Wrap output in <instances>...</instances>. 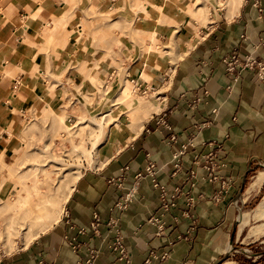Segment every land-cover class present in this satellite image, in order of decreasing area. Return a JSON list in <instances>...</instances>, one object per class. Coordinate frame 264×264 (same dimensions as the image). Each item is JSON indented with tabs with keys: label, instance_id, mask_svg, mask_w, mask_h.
Masks as SVG:
<instances>
[{
	"label": "crops",
	"instance_id": "1",
	"mask_svg": "<svg viewBox=\"0 0 264 264\" xmlns=\"http://www.w3.org/2000/svg\"><path fill=\"white\" fill-rule=\"evenodd\" d=\"M72 1L0 0V157L16 153L10 134L26 120L24 114L32 99L44 96L46 81L36 79L34 73L38 70L44 75L39 66H45L46 54L37 60L29 54L42 40L56 41L61 52L67 48L60 30ZM177 1L193 8L187 0H110L113 6L123 7L130 19L143 21L140 30L156 32V24L145 21H180L172 37H168L169 27L163 35H167L165 41L174 39L173 50L183 52L181 58L174 65L167 56L165 71L157 70L156 65L151 68L152 89L161 87L160 110L140 127L131 129L130 122L128 129L116 133L99 153L105 157L104 164L84 169L77 178L58 222L27 246L21 243L16 251L1 255L0 264H78L88 257L89 249L98 252L92 264H122L109 248L113 233L107 223L111 219L121 230L129 264H215L226 253L240 207L258 194L264 195V181L260 189L249 191L253 175L264 171L260 166L264 165V83L249 69L229 73L223 59L236 51L240 57L252 55L264 61V0H242L234 15H210L206 24L187 14L175 20L172 9L178 7ZM135 10H139L137 18ZM46 25L49 30L44 29ZM144 68V61L131 63L128 75L137 76L134 84L147 92L149 82L139 80ZM65 80L68 88L73 76ZM196 97L200 101L192 104ZM50 107L47 104L46 111ZM161 118L166 126L159 123ZM189 141L193 147L181 157V167L175 171L172 154ZM211 151L224 164L219 175L232 181V188L219 201L214 197L219 195L220 182L209 183L206 172L193 164L197 155ZM149 161L157 166L155 179L168 195L175 188L184 193L164 214L160 235L149 222L162 213L159 189L149 177L140 181L126 209L115 208ZM192 169L197 174L194 187L188 178ZM185 193L195 198L193 206L186 205ZM94 215L98 216V234L90 228ZM70 240L81 244L79 252L72 251ZM162 252L168 254L166 259L151 256Z\"/></svg>",
	"mask_w": 264,
	"mask_h": 264
},
{
	"label": "rangeland",
	"instance_id": "2",
	"mask_svg": "<svg viewBox=\"0 0 264 264\" xmlns=\"http://www.w3.org/2000/svg\"><path fill=\"white\" fill-rule=\"evenodd\" d=\"M187 1L191 2L193 8L182 2H175L178 5L176 9H172L175 20L187 14L192 16L195 22L206 24L210 20V15L226 12L224 8L226 0ZM165 6L166 4L161 5L160 8ZM67 9V18L60 30L67 39V48L61 52L56 41L42 40L38 42L35 51L29 54L34 60L42 53L46 54L45 66H39L44 70V75H40L38 70L34 73L36 79L46 81V84L42 85L44 96L32 99L24 114L26 120L20 121L17 132L10 134L16 153L2 157L7 163L0 175V226L10 221L8 217L15 215L14 209L24 200L22 195L16 194L18 178L23 183H31L34 173L37 172L36 168L45 164V168L52 172L54 177L59 178L58 183L50 180L52 191L49 195L58 197L56 200L60 207L62 197L76 182L72 173L78 170L80 176L84 169L94 168L100 151L110 144L116 133L128 129L131 117L140 112L135 110L133 114L126 108L127 105L130 108L135 106L134 97L119 95L121 83L125 78L134 87L130 94L144 99L143 105L147 106L150 101L157 103L162 101L161 87L152 89L154 84L149 77L144 80L149 82L151 90L145 92L139 89L138 85L134 84L138 77L128 75L129 67L131 63L148 60L158 67L157 70L165 71L166 58L170 57L171 53H164V47L168 43L167 47L171 51L175 44L173 38L165 41L167 35H163L166 33L164 28L169 27L168 37H172L173 29H178L180 21H145L156 24L155 32L147 28L140 30L143 21L130 19L123 7L113 6L110 0H73ZM138 11L135 10V18L138 17ZM202 16L203 20L200 21ZM144 17L150 19V15ZM44 29L49 30L50 27L46 25ZM158 32V40H155ZM68 75L73 76V82H70L67 88L64 83ZM116 75L120 77L115 78ZM27 91L30 92L28 89ZM47 104L52 107L46 111ZM113 109L114 111L104 121V128L110 129L111 137L100 146V149L91 150L92 142L99 131L90 128V116L100 120L105 112ZM54 114L64 116V123L69 127L78 124L72 126L70 136H67L60 120L54 121ZM64 164L72 167L66 170L65 166H61ZM4 200L12 201L4 206ZM260 200L261 193L242 205L239 209L240 214L243 212L251 214ZM62 210L63 205L60 208V215ZM32 211L22 209L21 220L29 223ZM260 222L262 221L249 217L247 226L237 236L239 225L237 221L235 230H231L233 241L227 245L226 253L218 257L215 264L225 260H232L237 264H264V236H249ZM14 225L16 229L11 243L12 249L8 250V244L0 235V256L10 254L21 246L25 237V227L16 223Z\"/></svg>",
	"mask_w": 264,
	"mask_h": 264
},
{
	"label": "bare ground",
	"instance_id": "3",
	"mask_svg": "<svg viewBox=\"0 0 264 264\" xmlns=\"http://www.w3.org/2000/svg\"><path fill=\"white\" fill-rule=\"evenodd\" d=\"M241 2H242V0H226L224 2L225 3L224 8H225L227 15H230V16L234 15L237 12ZM167 46H168V43H166V46L164 47L165 48L164 53H171L170 59H171V62L175 65L176 61H178V59L181 58L183 52L179 51L178 49H177L179 51L178 53L174 51L175 49L170 51ZM151 63L152 62H150L148 60L147 61L144 60L145 68L143 70V73L139 77V80H141V79L143 80L144 78H149L152 76L153 73L151 70V68H152ZM126 79L127 78H125V81L121 83L122 87L119 91V95H121V96H127L128 95L130 98L134 97V99L136 101V103L134 104L135 106H133L131 108L128 105L126 106V108H129L133 114H135L136 111L140 112L138 115H134V117H131L130 128L135 129L137 127H140L141 122L144 119H146L148 116H150L151 113L159 111L161 104H160V102L157 103L156 101H150V102H148L147 106L143 105V102L145 101L144 99L137 97V95L133 96L130 94L133 92V91L131 92V90H133L134 87H132L131 82L128 79L127 80ZM134 91H135V89H134ZM132 104H133V102H131V105ZM113 111H114V109L111 111L109 110V111L105 112L101 116L100 120H96V118L94 116H90L89 124L92 125V127H91V125H89L90 128L92 130L96 129L97 131H99L95 140L92 142V149L91 150H95L97 148L100 149V146H102L104 144V142L106 140H108V138L110 136V129L104 128L105 127L104 121H106V117L110 113H112ZM51 113H53V110ZM56 120H60L62 122L63 127L65 128V132H67L66 133L67 136H70V130L73 127L78 125V124H76V125H72L73 127L72 126L69 127L64 123V120H65L64 116L54 114V121H56ZM93 126H95V127H93ZM104 129H105V132H103ZM92 162H93V160H92ZM95 162H96V164H99V165L102 164L103 165L105 162V157L102 154H99V156ZM6 163L7 162H5V160L2 159V155H1V157H0V175L2 174V170L4 169V166L6 165ZM49 163H51V162H49ZM61 166H65L64 169H66V170L69 169L70 167H72V166H67L65 164L61 165ZM36 170H37V172L34 173L33 180L31 181V183H27V182L23 183L22 180H20L18 178V182H17L18 183V186H17L18 191L16 194L18 196L22 195L24 197V200L19 202V206L14 209L15 215L8 217L10 221L5 222V220H4V222H5L4 225L0 226V235H2V238L8 244V250L12 249L11 243H13V236L15 234V229H16L14 223L18 224L19 226L24 225L25 237L22 239L21 243H22L23 247L27 246L39 233L47 231L54 224H56L58 222V220L60 218V208L62 207L63 203L67 199V197H68V195L72 189L71 188L70 191L62 197V200L60 203L61 205L59 207L58 206L59 202L56 200V199H58V197H56V195H54V197H52V195H49V193L52 191V189H51L52 185L50 184V182H51L50 180H52V182L55 181L56 183H58L59 178L54 177L52 172H50L48 169L45 168V164H44V166L39 165L36 168ZM72 175H74L73 177H74V182H75L77 180V178L79 177V171L78 170L74 171L72 173ZM263 181H264V171L260 170L256 174H254L253 177L251 178L250 183H249V191L260 189L262 184H263ZM17 195H16V197H17ZM4 201H5L3 203L4 206H7V204H10V202L12 200H4ZM24 208L33 210L32 214H30L31 220L29 221V223L23 222L21 220L20 211ZM249 217L251 219L256 220V221H262L259 223L258 226H256L252 230V232L249 234V236H251V237L252 236H256V237L264 236V195L261 197V200L256 205V207L253 209L251 214H249V212H243L239 215V217H238L239 225H238L237 236L247 226V224L249 222ZM12 218L14 219V221H12ZM221 264H237V263L232 261V260H225Z\"/></svg>",
	"mask_w": 264,
	"mask_h": 264
},
{
	"label": "built area",
	"instance_id": "4",
	"mask_svg": "<svg viewBox=\"0 0 264 264\" xmlns=\"http://www.w3.org/2000/svg\"><path fill=\"white\" fill-rule=\"evenodd\" d=\"M256 5H258V2H256ZM262 46L264 47V42L262 43ZM223 63L225 65L226 70L229 73H235L238 70H245L249 69L256 72L257 77L263 81L264 83V61L258 60L257 58L253 57L252 55H246L244 57H240L236 51L229 56H226L223 59ZM205 95L208 94L207 91L204 93ZM200 101V98L196 97L192 104H196ZM215 112V111H214ZM162 122L166 126V122L162 120H159V123ZM171 140H174V137L171 138ZM213 143H208V145H212ZM193 147V142L189 141L180 146V149L172 154L171 163L175 171H178L181 167V157L187 152L188 148ZM193 164L197 167H201L205 172L206 176L205 179L209 183L214 182H220L221 190L219 192V195L214 197L217 201L220 199V195L228 193V191L232 188V181L229 179H224L223 176L219 175V170L221 167L224 166V164H219L217 162V153L215 152H208L206 154H200L197 155L194 160ZM157 173V166L152 161H149L147 166L145 167L144 171L141 173H138L135 175V183L132 189L127 193L126 196L122 197L116 204L115 208L119 210H124L127 208L128 204L133 200L137 186L139 185L140 181L143 179V177H149L151 179V182L153 186L157 189H159L160 192V203H161V210L162 213L158 216H152L149 219V222L151 224L156 225L157 227V233L160 235L164 231V221L163 217L166 212L171 210L175 206V199L180 195H184L183 191L179 190V188H175L173 193L168 195V192L166 188L162 185H160L156 179L155 175ZM196 170L192 169L189 172L188 178L190 181V186L194 187L196 183ZM186 198V205L193 206L195 203V198L185 193ZM98 216L94 215V220L90 223V228L93 230L95 234H98ZM108 227L110 228V232L113 233V237L111 239V242L109 244V248L116 254L117 259L122 264H129L130 263V256L129 253L125 247L124 244V238L121 233V230L117 226L116 220H109L107 223ZM81 232H85V228L80 229ZM69 246L71 247L72 251L74 253L79 252L81 249V244L70 240L68 241ZM98 252L95 249H89L88 251V257L85 260H78V264H92L94 259L96 258ZM152 258H160V259H166L168 257V254L165 252H162L160 254H154L151 253Z\"/></svg>",
	"mask_w": 264,
	"mask_h": 264
},
{
	"label": "water",
	"instance_id": "5",
	"mask_svg": "<svg viewBox=\"0 0 264 264\" xmlns=\"http://www.w3.org/2000/svg\"><path fill=\"white\" fill-rule=\"evenodd\" d=\"M261 167H263L264 168V165H260ZM242 188H243V186H242ZM242 188H241V190H242ZM241 192V191H240ZM233 241V237L230 239V243ZM222 262H220L219 264H221Z\"/></svg>",
	"mask_w": 264,
	"mask_h": 264
}]
</instances>
